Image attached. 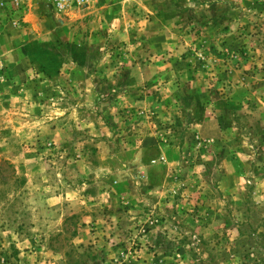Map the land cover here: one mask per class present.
Listing matches in <instances>:
<instances>
[{"label":"rangeland","instance_id":"1","mask_svg":"<svg viewBox=\"0 0 264 264\" xmlns=\"http://www.w3.org/2000/svg\"><path fill=\"white\" fill-rule=\"evenodd\" d=\"M0 264H264V0H0Z\"/></svg>","mask_w":264,"mask_h":264},{"label":"built area","instance_id":"2","mask_svg":"<svg viewBox=\"0 0 264 264\" xmlns=\"http://www.w3.org/2000/svg\"><path fill=\"white\" fill-rule=\"evenodd\" d=\"M19 2L20 0H14ZM52 4H54L57 8L61 10H65L71 8L73 5L82 6L86 3H89L92 0H48Z\"/></svg>","mask_w":264,"mask_h":264}]
</instances>
